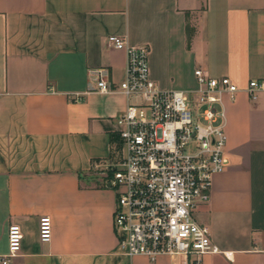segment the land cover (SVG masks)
<instances>
[{
    "label": "crops",
    "instance_id": "0c3cea01",
    "mask_svg": "<svg viewBox=\"0 0 264 264\" xmlns=\"http://www.w3.org/2000/svg\"><path fill=\"white\" fill-rule=\"evenodd\" d=\"M110 34L148 48L160 89L195 88V68L239 88L264 77V0H0V256L7 226L22 234L8 264H196L182 254L127 256L112 227L114 190L104 178L86 183L92 162L111 160L126 104L86 92L88 68L123 78L125 55ZM222 104L224 166L192 210L217 251L197 264H264V97L240 90Z\"/></svg>",
    "mask_w": 264,
    "mask_h": 264
},
{
    "label": "built area",
    "instance_id": "2783aa9c",
    "mask_svg": "<svg viewBox=\"0 0 264 264\" xmlns=\"http://www.w3.org/2000/svg\"><path fill=\"white\" fill-rule=\"evenodd\" d=\"M106 42L124 52L123 78L113 83L105 67L88 68L93 85L86 92L126 99L114 120L113 161L92 162L93 169L105 173L102 183L115 192L111 221L117 245L127 256L152 261L182 254L197 264L201 255L217 251L207 226L192 218V210L208 199L211 178L224 166L222 97L233 100L240 90L249 100L264 97V77L239 88L227 76L211 77L195 68V88L160 89L148 76L145 45H127L115 34L106 36ZM50 233L49 216H39V241L47 242ZM21 238L19 226L9 224L0 264L16 256Z\"/></svg>",
    "mask_w": 264,
    "mask_h": 264
},
{
    "label": "rangeland",
    "instance_id": "374dc122",
    "mask_svg": "<svg viewBox=\"0 0 264 264\" xmlns=\"http://www.w3.org/2000/svg\"><path fill=\"white\" fill-rule=\"evenodd\" d=\"M112 160V159H111ZM113 161V160H112ZM105 173L99 172L95 169H92L88 174H87V180L86 183L88 184H93L94 181L100 180L104 178Z\"/></svg>",
    "mask_w": 264,
    "mask_h": 264
},
{
    "label": "trees",
    "instance_id": "16d2710c",
    "mask_svg": "<svg viewBox=\"0 0 264 264\" xmlns=\"http://www.w3.org/2000/svg\"><path fill=\"white\" fill-rule=\"evenodd\" d=\"M114 139H115V137L113 136V137H112V140L114 141Z\"/></svg>",
    "mask_w": 264,
    "mask_h": 264
}]
</instances>
